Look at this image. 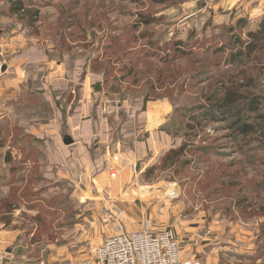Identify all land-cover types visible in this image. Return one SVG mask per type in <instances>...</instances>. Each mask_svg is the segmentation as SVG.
I'll return each instance as SVG.
<instances>
[{
	"label": "rangeland",
	"instance_id": "374dc122",
	"mask_svg": "<svg viewBox=\"0 0 264 264\" xmlns=\"http://www.w3.org/2000/svg\"><path fill=\"white\" fill-rule=\"evenodd\" d=\"M242 1L249 16L214 0H0L2 264H64L66 246L94 261L113 204L194 237L203 261L264 264V137L230 129L264 127V49L238 55L262 2ZM219 79L245 84L240 107L212 108Z\"/></svg>",
	"mask_w": 264,
	"mask_h": 264
},
{
	"label": "built area",
	"instance_id": "2783aa9c",
	"mask_svg": "<svg viewBox=\"0 0 264 264\" xmlns=\"http://www.w3.org/2000/svg\"><path fill=\"white\" fill-rule=\"evenodd\" d=\"M120 164L121 157L118 154L112 155L107 169L111 178L116 179L121 174ZM128 220L126 209L116 207L114 204L102 211V223L112 228L114 234L107 237L97 250L99 264L204 263L199 256L183 258L187 252L188 241L181 239L173 228L156 229L152 218L144 216L139 227L131 229Z\"/></svg>",
	"mask_w": 264,
	"mask_h": 264
},
{
	"label": "trees",
	"instance_id": "16d2710c",
	"mask_svg": "<svg viewBox=\"0 0 264 264\" xmlns=\"http://www.w3.org/2000/svg\"><path fill=\"white\" fill-rule=\"evenodd\" d=\"M18 3V2H17ZM15 3L14 5H16ZM17 11H22L24 10L23 4H18V7L15 8ZM249 39L251 40L250 42L242 43L245 45L244 49L239 52L238 55H246V56H251L254 54L256 51L259 49H264V45L260 46L259 42L264 39V22L262 23L261 27H259L255 32L249 33ZM178 49H181V47H176ZM236 56L232 58V62H234V59ZM239 59V58H238ZM241 73L237 76H240ZM234 79V78H233ZM233 79L230 80V83H232V87L227 86V81L226 80H218V83H221V88L222 91L218 93L217 95H214L211 98V101L213 102V109L216 110V112H223L225 109H230V108H235V107H240L241 103L243 102V95L239 93L241 89L244 88V85H241L239 82L234 81ZM252 105V104H251ZM256 105L252 107L251 110L255 111L256 110ZM261 119V118H260ZM219 121V120H217ZM230 129H233L235 132H237L238 136L242 137H250V136H258L264 137V127L259 126V124H251L247 120L245 121L243 118L240 116L238 119L232 123V126H230ZM262 137V138H263ZM242 148H238V152H241ZM179 151L176 149H172L168 154L166 155L165 161H172L176 157H178ZM264 164V160H263ZM263 191H264V184L261 186Z\"/></svg>",
	"mask_w": 264,
	"mask_h": 264
},
{
	"label": "crops",
	"instance_id": "0c3cea01",
	"mask_svg": "<svg viewBox=\"0 0 264 264\" xmlns=\"http://www.w3.org/2000/svg\"><path fill=\"white\" fill-rule=\"evenodd\" d=\"M214 1H217L216 2V10H220V8H222L224 12H226V11L232 12L234 10L239 11V9H240L239 13H240L241 16H249L248 14H251V10H249V8H246V10H244V8H245V6H247V4L244 5L243 1L240 3L241 6H239L240 4H238L237 2H234V0H214ZM249 1L252 2V0H249ZM256 1H258V0H254L253 2H256ZM261 2H262V4H261L260 11L257 12L256 19H255V20H257L258 23L260 21L264 20V0H261ZM157 124H155V125H157ZM158 125H160V124H158ZM127 156H129V158L133 159L134 157H137L138 155L136 154L135 151H131L130 153H127ZM137 159L138 158H136V160ZM127 160H128V158H127ZM110 161H111V159H110ZM121 162H122V160H121ZM126 211H127L128 215L137 224L141 221V219L144 216H146L145 215L146 212L144 210H139V212H137L134 207L130 208L129 211L128 210H126ZM154 224H155V228L156 229L165 228V227H162L159 223H155L154 222ZM106 228H108V227H106ZM108 229L111 230V228H108ZM185 239L188 242H191V244L187 245L189 253H187V256H185V257L183 256V258H189L192 255L201 257L200 250H199V243L195 240V238L194 237H191V238L188 237V238H185ZM205 239L202 238V241H204ZM88 240H89V237L86 238V241H85L86 244H87ZM101 241L104 242L103 239L101 238L100 234L97 237L93 238L92 252L91 253H95L94 259L96 261L95 260L94 261L89 260L90 253L88 252L89 250L87 248L83 247L80 250L79 249L76 250L75 251L76 254H78L80 256L73 257L72 256L73 253L70 251L69 247L66 246V249L60 250V252L63 253V258H64V261H65L64 264H98V262H97V252H96L97 249L95 250V247H93V244H97L98 245L100 243V245H101ZM190 250H192V251H190ZM210 252L211 253L206 254L207 256L204 257V261H203L204 263L203 264H219L220 258H219L218 252L215 251L214 249L210 250Z\"/></svg>",
	"mask_w": 264,
	"mask_h": 264
},
{
	"label": "water",
	"instance_id": "95a60500",
	"mask_svg": "<svg viewBox=\"0 0 264 264\" xmlns=\"http://www.w3.org/2000/svg\"><path fill=\"white\" fill-rule=\"evenodd\" d=\"M2 71H3V72L6 71V66H4V67L2 68ZM63 141H64V144H65L66 146H71V145L74 144V139H73L71 136H69V135H66V136L64 137ZM136 170H137V171L140 170V164L137 165ZM200 235H201L202 237H204V234H200Z\"/></svg>",
	"mask_w": 264,
	"mask_h": 264
}]
</instances>
